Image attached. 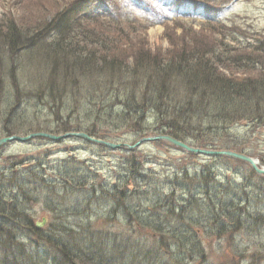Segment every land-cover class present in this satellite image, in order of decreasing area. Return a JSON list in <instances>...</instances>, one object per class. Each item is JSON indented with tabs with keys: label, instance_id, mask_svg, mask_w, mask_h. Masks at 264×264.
Here are the masks:
<instances>
[{
	"label": "trees",
	"instance_id": "obj_1",
	"mask_svg": "<svg viewBox=\"0 0 264 264\" xmlns=\"http://www.w3.org/2000/svg\"><path fill=\"white\" fill-rule=\"evenodd\" d=\"M109 1L101 0L103 4ZM87 2L78 3L83 7ZM75 9L76 4H70L65 13L69 16ZM115 11L106 7L95 14L88 10L77 16L71 14L67 25L75 29V34L66 42L52 43L56 49L48 54L49 68L45 72L33 69L26 74L15 68L19 58L12 51L14 45L9 46L10 65L0 56V138L35 131H82L113 140L122 133L118 131L122 127L135 129L138 137L152 131V135H170L198 147L243 152V148L233 146L238 144L232 143L231 130L241 122L251 131L264 126V39L248 36L238 25L234 28L220 22L219 31L225 35L231 32L232 41L241 34L246 43L231 47L224 39L210 43L201 39L194 41L196 45L181 47L178 53L145 50L130 57L113 54L118 50L110 48L97 52L89 47L94 43H87L91 39L85 34H95L92 39L97 44L105 41L85 25L97 22L96 16L109 20ZM118 20L114 15L112 22ZM215 22H208L205 28L212 30ZM50 23L53 25L52 20ZM15 28V23L0 25V42L7 39L8 45L13 43ZM102 31L107 35V28ZM60 36L67 39L64 33ZM33 43H21L18 48L29 49ZM38 48L44 49L43 44ZM233 66L243 75H234ZM251 72L257 75L251 77ZM43 111L53 116L51 121L44 117L45 122L40 123L39 116L28 119ZM151 119L153 127L148 126ZM108 121L116 129L114 135L100 131ZM136 152L126 151V166H121L122 174L114 177L109 195L113 212L127 215L128 222L137 223L153 241L147 242H152L149 245L136 241L135 247L116 241L109 244L110 248L104 245L105 238L94 237V233V241L81 240L80 234H89L87 228L70 227L66 221L69 216L88 212L90 208L80 211V195L98 189V174L85 160L74 156L47 160L51 155L48 151L25 157L0 154V264H53L52 249L32 250L27 243L32 245L33 240L51 245L71 264L197 262L198 257L206 256L204 238L218 239L235 232L242 233L241 241L254 246L264 242V196H256L260 189L255 195L233 186L222 193L205 169L191 177L185 172H172L162 178L158 172L144 168ZM88 204L91 201L84 206ZM38 206L62 221L52 223L47 231L39 228L34 221ZM58 262L54 259V264ZM237 263L232 260L231 264Z\"/></svg>",
	"mask_w": 264,
	"mask_h": 264
},
{
	"label": "rangeland",
	"instance_id": "obj_2",
	"mask_svg": "<svg viewBox=\"0 0 264 264\" xmlns=\"http://www.w3.org/2000/svg\"><path fill=\"white\" fill-rule=\"evenodd\" d=\"M88 1L82 7L78 3L79 0H0V25L4 27V24H16L13 43L9 42L8 45L7 39L0 42V56L5 64L10 65L12 52L9 46L14 45L12 51L19 58L15 68H21L20 71L26 74L33 69L45 72L49 68L48 54L53 53V49H56L52 43H58L57 40L66 42L70 39L71 34H75V29L67 25L70 22L69 20H72L71 14L77 16L78 12L87 13V10L95 14L100 7H102V10L108 7L116 11L109 20H105L102 16H96L98 18L97 22L85 25V28L89 31L98 32L96 34H98L100 41H105L104 44H97L94 42L95 39H92L95 34H85L87 38L91 39L86 40L87 43H94V46H88L97 52L110 48V50H118L113 54L130 57L132 54L140 51L144 52L145 50L152 52L162 50L163 52L171 51L172 53L177 50L176 53H178L181 47H188L189 44H195L194 41L200 42L201 39H209V43L210 40L214 42V39H224L231 47L246 43V37L241 34L237 33L235 35L237 40L232 41L233 34L231 32L225 35L223 31H219V28H221L219 24L221 23L234 28L238 25L248 32V36L252 35L253 38L264 39V0H231L230 2L228 0H110L105 4L101 0ZM93 2L96 3L92 4ZM73 3L76 4V9L73 12L70 11L68 16L65 9ZM114 15L119 19L116 24L112 22ZM51 20L53 25L51 23L48 25ZM215 21H218V23ZM208 22H215L217 26H212V30L205 28ZM106 28L108 36L103 34L102 31ZM61 33H64V39L66 37L67 39L62 40ZM248 38L252 39L251 37ZM29 42H34L32 48L24 50L18 48L19 44ZM40 44H43L44 49L38 48ZM108 54L110 55V53ZM231 70L236 76L243 75V73H240L241 69H237L235 66L231 67ZM0 74H2L1 58ZM249 75L255 77L257 74L251 72ZM38 116L42 118L39 121L40 123L41 121L45 122L44 120L51 121L53 118L50 113L43 111L41 114L33 115L28 119H36ZM139 122L142 124L143 121L140 120ZM153 124L154 122L151 119L148 126L153 127ZM111 126L110 121H108L107 125L100 127V131L106 135L109 133L114 135L116 129ZM118 131H122V133H119L111 141L134 146L139 139L143 138L134 133L135 129L127 130L121 127ZM231 131L230 139L232 143L238 144L233 146L243 148V152L234 150L235 148L215 149L188 145L197 148L232 150L244 153L258 159L264 167V126L251 131L245 123L241 122L236 124ZM151 133L152 131L147 132L144 137L152 136ZM206 138L203 137V139ZM89 144H91L89 141L80 138H66L59 140V142L49 139L41 141L34 139L30 142L15 141L9 143L4 152H0V154H17L25 157L33 154L37 156L38 152L45 155L44 152L48 151L51 152V155H48L47 160H61L74 156L88 163L86 165H89L90 169L98 174L96 185L94 184L98 189L95 192L84 191L80 195L82 201L80 211L87 208H90V210L78 216H69L66 220L70 223V227L83 226L87 228L86 232H89V234H80V239H85L87 243L96 239L91 237V233H94V237L100 235L105 238L106 243L104 245L109 248V244H115L116 241L120 244L129 243L133 247L136 246V241L145 243L150 241L151 236L140 231L141 227H138L137 223L130 224L127 215L113 212V198L109 195V189L116 182L114 177L122 174L120 172L121 166H126L124 162H126L125 158L128 156L126 154L127 150H136V158L142 162L144 168L158 172L162 178L172 172H178V174L185 172L191 177L205 169L209 171V178L220 186L222 193L223 189L226 190L235 186L255 195L257 194L255 191L259 192L260 189L259 195L256 196H264V180L261 179L264 175L254 174L253 171L255 170L252 166L242 160L236 161L239 159L229 157L233 160L228 161L221 158L222 155L210 156L194 153H192L194 156H190L191 152L170 143L162 144L157 141H145L140 146L132 149H111L94 143ZM228 192L230 191H225L224 194ZM96 195L97 200L94 199ZM89 201H91V204L84 206ZM141 219L146 220V218ZM34 221L39 228H45L47 231L52 228V223L58 224L62 220L54 217L52 213L45 212L41 206H38ZM22 237L26 239L25 236ZM26 240L28 242V239ZM204 240L203 245L206 249V256L204 258L198 257L197 262L190 260L186 264H231L232 260L237 261V264H264L263 241L254 246L251 242L241 241L234 233L218 239L204 238ZM151 243H147V245ZM27 244L30 245L32 250L52 249L51 259L53 264L54 259H59L57 264H71L67 263L58 250L51 245L43 246L40 240H33L32 245L29 242ZM247 247L248 249L245 251L244 249ZM236 249L237 251H234Z\"/></svg>",
	"mask_w": 264,
	"mask_h": 264
},
{
	"label": "water",
	"instance_id": "obj_3",
	"mask_svg": "<svg viewBox=\"0 0 264 264\" xmlns=\"http://www.w3.org/2000/svg\"><path fill=\"white\" fill-rule=\"evenodd\" d=\"M36 137H43V138H47V139L54 140V141H59V140L69 138V137H77V138H82L86 141H89V142L97 144V145H103V146L111 148V149H120V148L132 149L134 147L140 146L145 141H156V140L166 141V142H168V143H170L176 147H179L181 149H184V150L191 152V153H194V154H203V155H210V156L222 155V156H228L231 158L243 160V161L247 162L248 164H250L258 175H264V167L262 166V163L258 159L251 157L247 154L235 152L232 150H213V149L211 150V149L197 148V147L190 146L187 143L180 141V140H178V139H176L170 135H164V134H158V135H154V136L143 137V138L139 139L134 144V146H132V145H129L126 143H118V142H113V141H109V140H105V139L95 138V137H92L85 132H67V133L61 134V135L51 134V133H47V132H34V133H30V134L25 135V136L12 135V136L1 137L0 138V147L7 144V143L13 142V141L26 142V141L33 139V138H36Z\"/></svg>",
	"mask_w": 264,
	"mask_h": 264
},
{
	"label": "bare ground",
	"instance_id": "obj_4",
	"mask_svg": "<svg viewBox=\"0 0 264 264\" xmlns=\"http://www.w3.org/2000/svg\"><path fill=\"white\" fill-rule=\"evenodd\" d=\"M234 234H236L239 238H240V240H242L243 239V235H242V233L241 232H239V233H234ZM229 235V234H228ZM152 239L150 238V241H151ZM153 241V240H152ZM181 256V255H180Z\"/></svg>",
	"mask_w": 264,
	"mask_h": 264
}]
</instances>
